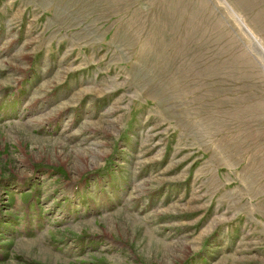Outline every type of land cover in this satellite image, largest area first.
Returning <instances> with one entry per match:
<instances>
[{
  "label": "rangeland",
  "instance_id": "374dc122",
  "mask_svg": "<svg viewBox=\"0 0 264 264\" xmlns=\"http://www.w3.org/2000/svg\"><path fill=\"white\" fill-rule=\"evenodd\" d=\"M0 264H264V0H0Z\"/></svg>",
  "mask_w": 264,
  "mask_h": 264
}]
</instances>
